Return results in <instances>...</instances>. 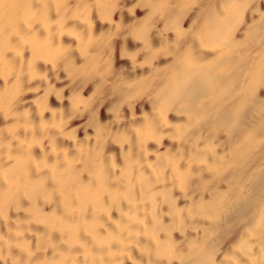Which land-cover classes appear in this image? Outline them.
Masks as SVG:
<instances>
[{"label": "bare ground", "instance_id": "1", "mask_svg": "<svg viewBox=\"0 0 264 264\" xmlns=\"http://www.w3.org/2000/svg\"><path fill=\"white\" fill-rule=\"evenodd\" d=\"M0 264H264V0H0Z\"/></svg>", "mask_w": 264, "mask_h": 264}]
</instances>
